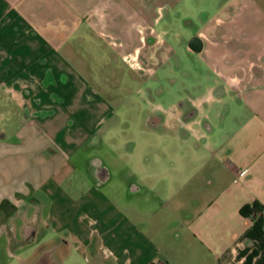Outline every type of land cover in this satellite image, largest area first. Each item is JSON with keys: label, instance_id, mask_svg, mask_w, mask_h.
Listing matches in <instances>:
<instances>
[{"label": "crops", "instance_id": "crops-1", "mask_svg": "<svg viewBox=\"0 0 264 264\" xmlns=\"http://www.w3.org/2000/svg\"><path fill=\"white\" fill-rule=\"evenodd\" d=\"M167 38L190 42L208 77L190 129L211 137L219 107L235 121L213 152V190L190 213L171 201L190 242L181 264H264L242 214L264 208V0H0V264H180L144 230L145 209L170 202L143 182L105 194L111 174L90 152L116 115L108 74L176 54Z\"/></svg>", "mask_w": 264, "mask_h": 264}, {"label": "rangeland", "instance_id": "rangeland-1", "mask_svg": "<svg viewBox=\"0 0 264 264\" xmlns=\"http://www.w3.org/2000/svg\"><path fill=\"white\" fill-rule=\"evenodd\" d=\"M166 41L176 54L159 55L148 64L143 60L144 71L123 63L121 75L108 74L114 83L118 81L115 89L107 91L116 115L103 129L100 144L90 152L95 163L104 164L105 168L99 166L105 171L103 176L107 169L111 174L110 183L101 188L105 194L128 195L131 185L139 187L143 182L148 185V196L170 202L157 209L160 214L151 206L145 209L144 217L152 223L144 225V230L153 233L164 253L171 250L181 264L190 260V242L180 228L171 227L182 220L181 211L177 212L171 201H179L183 204L180 208L190 213L192 200L213 190L209 182L219 167L213 152L235 128V121L230 116L234 107H219L210 115L215 130L211 137L204 138L190 129V103L203 95L208 77L201 65L196 68L190 63V42ZM198 120L197 129L207 134L201 109ZM6 126L0 121V133H5ZM81 260L85 264L84 258Z\"/></svg>", "mask_w": 264, "mask_h": 264}, {"label": "trees", "instance_id": "trees-1", "mask_svg": "<svg viewBox=\"0 0 264 264\" xmlns=\"http://www.w3.org/2000/svg\"><path fill=\"white\" fill-rule=\"evenodd\" d=\"M264 208L259 204L255 203L252 207L247 206L242 210L243 215L253 214L254 225L253 229L260 236L264 237Z\"/></svg>", "mask_w": 264, "mask_h": 264}, {"label": "flooded vegetation", "instance_id": "flooded-vegetation-1", "mask_svg": "<svg viewBox=\"0 0 264 264\" xmlns=\"http://www.w3.org/2000/svg\"><path fill=\"white\" fill-rule=\"evenodd\" d=\"M194 115H196V110L193 109V108L190 106V119H191ZM161 119H162V118H161ZM179 120L183 122V120H182L181 118H180ZM103 174H105L104 169L99 167V168H98V175H99V177L103 178V177H104Z\"/></svg>", "mask_w": 264, "mask_h": 264}]
</instances>
